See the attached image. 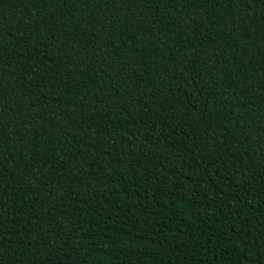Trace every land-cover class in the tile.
Here are the masks:
<instances>
[{"label": "trees", "instance_id": "16d2710c", "mask_svg": "<svg viewBox=\"0 0 264 264\" xmlns=\"http://www.w3.org/2000/svg\"><path fill=\"white\" fill-rule=\"evenodd\" d=\"M0 264H264V0H0Z\"/></svg>", "mask_w": 264, "mask_h": 264}]
</instances>
